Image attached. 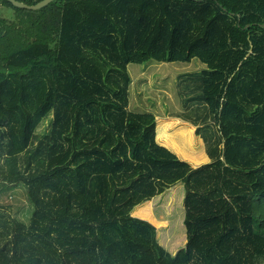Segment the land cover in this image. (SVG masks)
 <instances>
[{
	"label": "trees",
	"instance_id": "1",
	"mask_svg": "<svg viewBox=\"0 0 264 264\" xmlns=\"http://www.w3.org/2000/svg\"><path fill=\"white\" fill-rule=\"evenodd\" d=\"M1 8L15 18L0 17V195L21 185L33 209L23 222L0 205V264H264V0ZM192 59L207 70L178 116L207 146L198 170L128 110L129 64ZM178 183L188 242L173 257L130 212Z\"/></svg>",
	"mask_w": 264,
	"mask_h": 264
},
{
	"label": "rangeland",
	"instance_id": "2",
	"mask_svg": "<svg viewBox=\"0 0 264 264\" xmlns=\"http://www.w3.org/2000/svg\"><path fill=\"white\" fill-rule=\"evenodd\" d=\"M0 17L15 18L11 8H1ZM207 68L197 59L189 63L129 64L130 77L128 110L137 113H152L156 122L157 142L168 148L177 157L190 164L193 170L211 163L207 146L197 133V127L184 121L178 114L191 112L194 81ZM178 116V117H177ZM53 112H49L37 129L42 135L49 131ZM186 189L184 183L165 190L132 209L130 215L142 219L157 230V240L173 257L187 246L185 226ZM0 205L13 216L27 222L33 209L25 187L17 185L9 190L4 188L0 195Z\"/></svg>",
	"mask_w": 264,
	"mask_h": 264
},
{
	"label": "water",
	"instance_id": "3",
	"mask_svg": "<svg viewBox=\"0 0 264 264\" xmlns=\"http://www.w3.org/2000/svg\"><path fill=\"white\" fill-rule=\"evenodd\" d=\"M7 1L10 2L14 7H17L19 9H26V11L38 12L40 11V9L48 6L50 3H52L55 0H43L40 3L33 6H28L19 0H7Z\"/></svg>",
	"mask_w": 264,
	"mask_h": 264
},
{
	"label": "built area",
	"instance_id": "4",
	"mask_svg": "<svg viewBox=\"0 0 264 264\" xmlns=\"http://www.w3.org/2000/svg\"><path fill=\"white\" fill-rule=\"evenodd\" d=\"M19 1L23 2L24 0H19Z\"/></svg>",
	"mask_w": 264,
	"mask_h": 264
}]
</instances>
